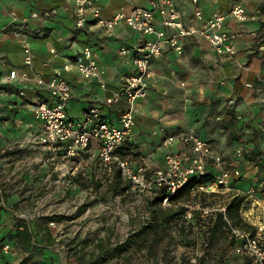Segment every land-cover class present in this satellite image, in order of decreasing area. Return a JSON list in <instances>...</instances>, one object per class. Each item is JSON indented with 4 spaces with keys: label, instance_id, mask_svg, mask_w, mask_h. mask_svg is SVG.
Returning a JSON list of instances; mask_svg holds the SVG:
<instances>
[{
    "label": "crops",
    "instance_id": "obj_1",
    "mask_svg": "<svg viewBox=\"0 0 264 264\" xmlns=\"http://www.w3.org/2000/svg\"><path fill=\"white\" fill-rule=\"evenodd\" d=\"M174 3L184 23H189L198 9L204 17L224 14L225 27L236 50L232 55H219L207 40L191 35L184 39L182 53L166 47L153 58L146 75L147 94L135 103L134 131L119 151L133 166L144 162L150 169L161 167L168 150L181 155L187 164L192 153L190 146L180 141L165 146L162 140L191 132L222 155L225 168L241 170V177L233 183V193L244 190L241 185L247 184L245 190L254 187L260 198L261 186L243 171L239 164L243 158L233 156L232 149L244 146L251 151L257 143L264 145V0ZM239 3L249 15L246 21H238L229 13ZM98 5L101 16L107 18L121 7H148L149 0H98ZM154 24L161 26L158 14ZM22 34H26L33 50L30 66L23 62ZM144 39V35L122 22L110 31L91 21L76 28L71 0H0V232H16L14 221L33 223L28 220L29 205L18 193L29 192L31 178L42 183L46 166L53 159L32 108L36 102H50L51 97L35 84L34 74H59L68 80L71 97L67 111L76 120L82 111L97 106L102 119L117 123L125 106L120 93L124 77L133 71L130 53ZM85 46L91 48L100 66L99 78L104 87L98 80L82 77L75 68V63L83 59ZM121 47L127 48L128 53L120 54ZM67 63L71 68L65 70ZM12 69L16 70V77L8 80ZM107 97L113 101L107 104ZM16 146L27 148L12 154ZM3 147L8 148L7 152H3ZM97 148V140L92 139L80 153L97 157ZM206 169L218 172L210 161ZM244 178L248 179L241 184ZM7 190L11 195L4 196L3 191ZM244 205L241 216L248 223L256 224L264 217V200L256 203L251 199ZM14 259L1 257L2 264L16 263L18 258L16 262Z\"/></svg>",
    "mask_w": 264,
    "mask_h": 264
},
{
    "label": "built area",
    "instance_id": "obj_2",
    "mask_svg": "<svg viewBox=\"0 0 264 264\" xmlns=\"http://www.w3.org/2000/svg\"><path fill=\"white\" fill-rule=\"evenodd\" d=\"M73 7L74 24L76 28H83L88 22L112 30L118 23H124L134 31L145 36V39L136 46L135 52L130 53L133 71L124 77L120 93L124 96L125 106L117 123L108 122L101 118L97 106L89 107L82 111L79 119L73 118L67 111V103L71 97V88L67 79L59 74L43 76L34 74V82L37 86L45 89L50 97V102L40 101L33 104L35 117L40 120L46 150L59 155L65 162L77 156L81 150L86 149L91 140L98 142L97 158L108 173L117 169L129 184L128 190L145 198H153L159 191L167 193L161 200V204L172 205L171 197L175 194L191 176H200L209 173L212 181L196 185L192 191L208 193L233 192V183L241 177L239 168L227 169L223 164L221 154L216 153L209 143L191 132L169 135L163 138L165 146H171L180 141L190 146L191 156L186 164L181 155L168 150L165 155L163 166L150 169L144 162L133 166L131 162L120 153L122 144L133 133L135 124L136 101L144 98L147 94L148 84L146 75L149 64L153 58L158 57L166 47L173 48L177 53L183 51V41L187 36L198 35L214 48L219 55L234 54L236 48L228 30L225 27V15L216 13L208 17L198 9L194 12L189 23H184L180 12L176 8L174 0H149L148 7L136 6L130 10L119 8L112 16H101L98 0H71ZM229 13L238 21H246L249 15L243 4H234ZM160 16V27H156L154 20ZM36 15V13H32ZM21 46L23 62L30 66L33 62V50L26 34H22ZM120 54L128 53V49L121 47ZM82 60L75 63L79 74L86 79H94L100 82L102 87L105 83L100 80V66L90 47L85 46L82 52ZM71 68V64L64 65V69ZM16 77V70H10L7 78L12 80ZM106 103H111L113 98L107 97ZM246 148H235L234 156L242 158ZM210 161L217 166L218 172L210 173L206 169ZM61 163L57 169L61 174L69 171L66 163ZM255 192V188L248 190ZM185 210L182 218L186 223L200 219L205 222L212 221L218 212L222 213L224 228L229 240L233 241L230 253L247 258L250 264H264V217H260L256 224H250L253 230L240 227L235 221L226 215L225 204H206L199 200L184 203ZM242 212V208L240 209ZM242 214V213H241ZM245 221L246 218L242 216ZM148 215H142L141 221L145 222ZM248 222V221H247ZM0 233V264L1 257H16L21 251L16 239L8 240ZM202 251L195 250L194 258L202 255Z\"/></svg>",
    "mask_w": 264,
    "mask_h": 264
},
{
    "label": "rangeland",
    "instance_id": "obj_3",
    "mask_svg": "<svg viewBox=\"0 0 264 264\" xmlns=\"http://www.w3.org/2000/svg\"><path fill=\"white\" fill-rule=\"evenodd\" d=\"M253 133L256 134L257 132L254 131ZM257 144L254 147L261 150L260 155L251 152L248 157H242L243 159L239 161V164L243 171L248 173V177L261 186V199L255 195V192L250 193L248 191L250 188L245 190L247 184H241L246 183L248 178H244L240 184L244 190L236 193L217 192V194L191 191L190 195L185 200L181 199L180 202L199 200L206 204H224L230 195L238 194L244 198L241 207L243 209L245 208L244 204L251 199L256 203L264 200V161H262L264 160V151H262L264 145ZM16 148L10 149L12 154L21 152L22 149L25 151L27 147L16 146ZM3 149L5 153L8 148L3 147ZM232 151L234 156L235 149ZM249 152L246 149L245 153L248 154ZM50 157L53 159H50L46 166L45 180L42 183H36L38 182L37 178H31L29 183L26 182L31 186L30 189L27 188L29 192L18 193L20 199L29 205L28 220L36 225L37 232L34 242L44 247H35L25 253L19 252L14 259L16 262L18 258V261L11 264H77L73 255L74 252L85 253L93 247L92 241L96 239L109 240L111 245L121 242L142 223L141 216L143 214L149 215L147 207L149 198L130 191L120 190L115 193L108 189L111 173H108L100 165L97 157L82 156V153H79L66 162L59 155L52 154ZM64 162L68 165L69 171L66 174H61L57 166ZM259 162L262 166H259ZM250 172H252L251 175ZM96 181L101 182L98 188L95 185ZM239 183L240 181L237 182V184ZM3 195L9 196L11 194L7 190L3 191ZM84 204L86 205L84 212L73 219L60 221L46 219L47 216L55 214L71 215ZM19 222V220L18 222L14 221L13 225L16 226ZM207 223L209 222L198 219L192 232L186 229L184 232H180L177 224H171L164 228L163 232L149 235L158 236V241L155 242L154 247L156 256L147 255L145 246H133L122 257L111 259L105 264H145L146 262L151 264H195L196 260H193L194 251L203 252ZM46 227L49 228V232L46 231ZM43 228L45 229L44 232H42ZM0 233L8 240L16 239L10 236L8 231H1ZM216 236L209 247L210 251L216 255L226 254L224 264H241L230 253L226 229L221 228ZM170 237L173 239L169 241ZM82 240L88 241L85 251L80 249ZM19 249L23 251L20 246Z\"/></svg>",
    "mask_w": 264,
    "mask_h": 264
},
{
    "label": "trees",
    "instance_id": "obj_4",
    "mask_svg": "<svg viewBox=\"0 0 264 264\" xmlns=\"http://www.w3.org/2000/svg\"><path fill=\"white\" fill-rule=\"evenodd\" d=\"M261 150L255 149V147L248 153H244L243 157H248L249 154L258 153L260 155ZM264 151V150H262ZM259 160V159H258ZM261 161V159L259 160ZM264 161V160H262ZM259 166H262L259 162ZM212 181V176L207 173L205 175L200 176H191L188 181L181 187L175 194L171 197L172 205L162 206L161 200L167 194L164 191H159L158 194L154 195L153 198L149 199L147 202V207L149 210V218L139 224V226L134 229V231L126 237L121 242H116L114 245H111L109 240L106 239H96L92 241L93 247L86 251L83 254H79L78 252H74L73 255L77 260V264H105L111 259L120 258L129 251L133 246L135 247H146L147 255L154 257L156 256V250H154L155 242L158 241V236H149L150 234H158V232H163L164 228L171 224H177L180 228V232H184L186 230L193 231L195 224L198 222L196 219L194 222L186 223L182 214L185 210L184 201L180 202V200H185L191 193L192 188L196 185L205 184L207 182ZM96 187L98 188L101 185L100 181L95 182ZM129 184L122 179L119 171L117 169H113L111 173V179L108 184V189L113 192L118 191H126L128 190ZM131 192V191H130ZM244 198L238 194H232L225 201L226 215L235 221L240 227L244 229L253 230L254 227L250 225L244 218L241 216L240 209L242 207ZM86 205H81L73 214L71 215H61L55 214L47 216L46 219L49 221H60L73 219L74 217L79 216L85 210ZM200 225V224H199ZM36 225L34 223L28 224L25 222H19L16 224V232L10 233V236L16 238L18 245L23 251H28L32 248H37L35 240V232L34 229ZM223 228L224 229V220L221 212H218L216 217L207 223L206 225V240L204 242L203 253L200 256L196 257L195 264H224L226 260V254L216 255L215 253L210 251L211 243L216 239L217 232ZM46 231L49 232V228L46 227ZM50 236V235H48ZM50 238V237H49ZM52 240V238H50ZM151 239V240H150ZM173 238H169V241ZM229 245L233 244L232 240H229ZM88 241L82 240V244L80 249L85 251V247L87 246ZM241 264H250L249 260L244 257H240L237 255H233ZM131 264V263H129ZM145 264H151L146 262Z\"/></svg>",
    "mask_w": 264,
    "mask_h": 264
}]
</instances>
